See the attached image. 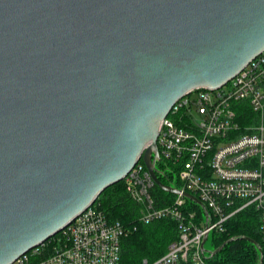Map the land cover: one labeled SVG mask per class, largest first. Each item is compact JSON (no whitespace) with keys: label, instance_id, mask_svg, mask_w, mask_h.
Returning <instances> with one entry per match:
<instances>
[{"label":"water","instance_id":"obj_1","mask_svg":"<svg viewBox=\"0 0 264 264\" xmlns=\"http://www.w3.org/2000/svg\"><path fill=\"white\" fill-rule=\"evenodd\" d=\"M262 53L264 0H0V264L51 240L140 160L179 194L158 177L163 120ZM237 239L263 262L249 237L211 255Z\"/></svg>","mask_w":264,"mask_h":264},{"label":"built area","instance_id":"obj_2","mask_svg":"<svg viewBox=\"0 0 264 264\" xmlns=\"http://www.w3.org/2000/svg\"><path fill=\"white\" fill-rule=\"evenodd\" d=\"M157 144L156 166L164 164L158 173L173 174L180 184L168 185L180 191L174 200L159 205L157 185L142 160L123 181L141 208L140 222L175 221L179 237L164 256L144 264H217L203 247L206 234L250 208L259 214L264 245V53L222 87L199 88L179 99L161 124ZM184 193L197 197L207 212ZM129 232L95 203L53 242L13 264H121Z\"/></svg>","mask_w":264,"mask_h":264},{"label":"trees","instance_id":"obj_3","mask_svg":"<svg viewBox=\"0 0 264 264\" xmlns=\"http://www.w3.org/2000/svg\"><path fill=\"white\" fill-rule=\"evenodd\" d=\"M163 166L162 162L157 164L160 170ZM158 177L166 185L180 186L173 180V174L159 172ZM154 194L160 200V206L169 205L175 198L174 195L164 192L157 186ZM188 203L193 207H198L190 201ZM96 205L105 212L110 221L122 222L130 228L128 235L122 239L121 264H144L145 261L153 263L164 256L169 246L178 240L179 228L175 221L164 219L151 224L140 222L141 208L128 194L124 181L102 192L96 200ZM260 226L261 220L258 212L253 208L246 209L226 222L222 229L211 232L213 247L216 250L232 238L249 237L262 247L264 257ZM51 242L53 240L48 243ZM212 260L217 264H264V259L263 262L261 261L258 246L245 239L230 242L220 253L213 256Z\"/></svg>","mask_w":264,"mask_h":264},{"label":"rangeland","instance_id":"obj_4","mask_svg":"<svg viewBox=\"0 0 264 264\" xmlns=\"http://www.w3.org/2000/svg\"><path fill=\"white\" fill-rule=\"evenodd\" d=\"M205 248L208 252H213L215 250L212 243V234H210V237L205 244Z\"/></svg>","mask_w":264,"mask_h":264}]
</instances>
